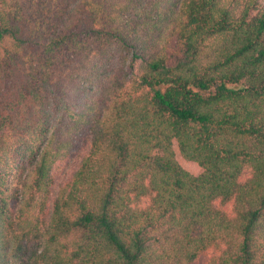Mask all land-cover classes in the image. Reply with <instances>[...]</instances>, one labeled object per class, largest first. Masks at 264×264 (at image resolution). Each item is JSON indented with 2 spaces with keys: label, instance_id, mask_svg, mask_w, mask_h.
<instances>
[{
  "label": "trees",
  "instance_id": "16d2710c",
  "mask_svg": "<svg viewBox=\"0 0 264 264\" xmlns=\"http://www.w3.org/2000/svg\"><path fill=\"white\" fill-rule=\"evenodd\" d=\"M202 254L264 264V0H0V264Z\"/></svg>",
  "mask_w": 264,
  "mask_h": 264
},
{
  "label": "rangeland",
  "instance_id": "374dc122",
  "mask_svg": "<svg viewBox=\"0 0 264 264\" xmlns=\"http://www.w3.org/2000/svg\"><path fill=\"white\" fill-rule=\"evenodd\" d=\"M84 144L85 142L82 143V141L80 140L73 152V155L69 157L67 161L61 162L55 166L54 175L57 180V183L65 181L68 178L69 174L72 172V170L76 167L80 156L85 152ZM225 208L226 210H229L230 204H226ZM206 259L207 254H202L199 258V264L205 263Z\"/></svg>",
  "mask_w": 264,
  "mask_h": 264
}]
</instances>
